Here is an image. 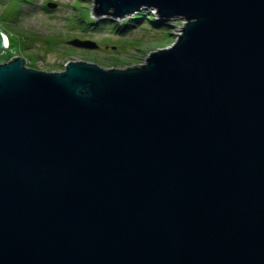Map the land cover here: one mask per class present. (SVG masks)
Returning a JSON list of instances; mask_svg holds the SVG:
<instances>
[{"label": "water", "instance_id": "water-1", "mask_svg": "<svg viewBox=\"0 0 264 264\" xmlns=\"http://www.w3.org/2000/svg\"><path fill=\"white\" fill-rule=\"evenodd\" d=\"M95 2L188 23L126 69L0 64V264H264V0Z\"/></svg>", "mask_w": 264, "mask_h": 264}, {"label": "rangeland", "instance_id": "rangeland-1", "mask_svg": "<svg viewBox=\"0 0 264 264\" xmlns=\"http://www.w3.org/2000/svg\"><path fill=\"white\" fill-rule=\"evenodd\" d=\"M0 5V27L11 38L0 55V64L16 57L37 70H62L63 61L97 64L106 69L139 66L154 52L172 46L186 19H164L156 27L143 19L96 15L95 0H7ZM156 17L157 10L143 8ZM103 18L109 21L102 22ZM158 18V17H156ZM160 19V18H158ZM161 20V19H160ZM183 34V32H182ZM74 39L90 40L95 47L71 44ZM148 60V59H147Z\"/></svg>", "mask_w": 264, "mask_h": 264}, {"label": "trees", "instance_id": "trees-1", "mask_svg": "<svg viewBox=\"0 0 264 264\" xmlns=\"http://www.w3.org/2000/svg\"><path fill=\"white\" fill-rule=\"evenodd\" d=\"M1 3H4L5 5L8 4L7 3V0H3V1H1ZM154 16L155 15L152 12L150 13V12H147V10H142L140 13L137 14L136 17H134V19L132 21H135L136 22V21H139V20L142 21L143 19H145L148 22V24L149 23L150 24H153L156 27H162L164 25H168V23H164V25L161 24L164 21V19H161L160 20V19H158V18H156ZM102 20H104V21H102L104 23H106L107 21H109L107 18H103ZM165 28H167V27H165Z\"/></svg>", "mask_w": 264, "mask_h": 264}, {"label": "built area", "instance_id": "built-area-1", "mask_svg": "<svg viewBox=\"0 0 264 264\" xmlns=\"http://www.w3.org/2000/svg\"><path fill=\"white\" fill-rule=\"evenodd\" d=\"M185 20V19H184ZM187 23H188V21L186 20V22L183 24V26L182 27H179L178 29H180V33H179V35H178V39L180 38V36L182 35V32H183V30H184V27L187 25ZM178 39H177V41H178ZM176 41V42H177ZM175 42V43H176ZM147 59L148 58H146V60H144V62L142 63V64H140V65H143V64H145V63H147ZM74 60H67V61H63V63H62V70H59V71H63V70H65L66 69V66H67V64L68 63H70V62H73ZM74 62H76V61H74ZM51 71H56V70H51Z\"/></svg>", "mask_w": 264, "mask_h": 264}, {"label": "bare ground", "instance_id": "bare-ground-1", "mask_svg": "<svg viewBox=\"0 0 264 264\" xmlns=\"http://www.w3.org/2000/svg\"><path fill=\"white\" fill-rule=\"evenodd\" d=\"M140 13V12H139ZM2 28V27H1ZM3 31H4V29H2ZM5 32V31H4ZM6 33V32H5ZM6 36H8L7 37V39H8V46L10 47V45H11V38H10V36L6 33Z\"/></svg>", "mask_w": 264, "mask_h": 264}, {"label": "flooded vegetation", "instance_id": "flooded-vegetation-1", "mask_svg": "<svg viewBox=\"0 0 264 264\" xmlns=\"http://www.w3.org/2000/svg\"><path fill=\"white\" fill-rule=\"evenodd\" d=\"M0 5H4L5 6V4L4 3H1V2H0ZM0 8H1V6H0ZM1 12H2V10H0V14H1Z\"/></svg>", "mask_w": 264, "mask_h": 264}]
</instances>
